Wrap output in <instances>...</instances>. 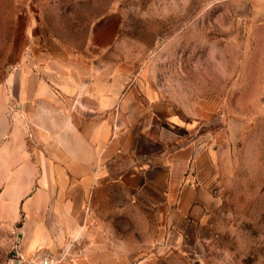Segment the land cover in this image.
Wrapping results in <instances>:
<instances>
[{
	"label": "rangeland",
	"instance_id": "rangeland-1",
	"mask_svg": "<svg viewBox=\"0 0 264 264\" xmlns=\"http://www.w3.org/2000/svg\"><path fill=\"white\" fill-rule=\"evenodd\" d=\"M34 39L61 43L73 71L151 84L221 157L201 172L210 194L177 239L109 187L81 203L71 231L45 227L40 245L21 215L0 218V264H264V0H0V79L24 58L42 76L63 63V51H32Z\"/></svg>",
	"mask_w": 264,
	"mask_h": 264
},
{
	"label": "crops",
	"instance_id": "crops-1",
	"mask_svg": "<svg viewBox=\"0 0 264 264\" xmlns=\"http://www.w3.org/2000/svg\"><path fill=\"white\" fill-rule=\"evenodd\" d=\"M37 45L63 51L58 41L34 39L31 50ZM56 55L63 63L49 64L46 76L24 58L0 79V218L21 215L40 245L45 227L71 231L89 195L119 187L129 204L154 214L166 240L182 236L210 194L200 174L214 169L220 147L193 135L195 124L151 84L138 89L133 76L94 66L73 71L65 50Z\"/></svg>",
	"mask_w": 264,
	"mask_h": 264
},
{
	"label": "built area",
	"instance_id": "built-area-1",
	"mask_svg": "<svg viewBox=\"0 0 264 264\" xmlns=\"http://www.w3.org/2000/svg\"><path fill=\"white\" fill-rule=\"evenodd\" d=\"M53 259L49 255H42L36 259L30 261L18 263V264H52Z\"/></svg>",
	"mask_w": 264,
	"mask_h": 264
}]
</instances>
